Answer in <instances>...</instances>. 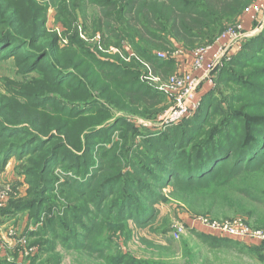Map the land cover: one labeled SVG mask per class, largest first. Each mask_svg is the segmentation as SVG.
<instances>
[{"label": "rangeland", "instance_id": "obj_1", "mask_svg": "<svg viewBox=\"0 0 264 264\" xmlns=\"http://www.w3.org/2000/svg\"><path fill=\"white\" fill-rule=\"evenodd\" d=\"M108 1L0 0V29H11L16 43L0 55V124L15 130L0 136V264H264V241L225 236L194 219L201 215L223 223L242 218L252 229L264 230V165L226 186L210 182L187 188L169 178L159 180L163 174L144 157L159 159L145 138L171 124L167 115L176 105L171 76L186 71L202 76L195 62L203 47L209 48L205 63L223 48L219 70L211 72L214 81L222 70L232 69L238 47L226 48L220 37L242 23V46L263 27L264 10L255 18L246 14L257 1L252 0L238 22L223 29L213 26L196 46L173 44L169 51L155 50L174 62L172 70H157L138 56L130 40L115 35L131 30L105 17L115 9ZM33 28L38 34H29L28 41L37 40L34 48L48 51V59L31 58L32 47L21 49L16 42ZM94 58L134 65L142 82L165 96L153 109L150 103L144 115L111 106L110 94L99 93L103 85L85 84L86 99L73 101L67 96H79L72 90H78V77ZM260 68L264 64L240 74ZM63 73L70 75L63 79ZM250 81L264 85L257 77ZM212 82H201L197 106L202 95L215 88L217 80ZM220 86L217 94L226 112L225 93L243 96V87L238 82ZM94 99L102 106L82 107ZM236 104L254 121L264 117L258 97L247 95L245 103ZM101 107L111 110L108 120L95 113ZM245 128L242 136L249 132ZM109 155L117 159L109 161ZM224 170L221 178L227 180L228 168Z\"/></svg>", "mask_w": 264, "mask_h": 264}, {"label": "trees", "instance_id": "obj_2", "mask_svg": "<svg viewBox=\"0 0 264 264\" xmlns=\"http://www.w3.org/2000/svg\"><path fill=\"white\" fill-rule=\"evenodd\" d=\"M251 1L109 0L107 3L113 5L117 12L115 9L108 11L105 17L115 19L120 27L131 30V33L123 30L124 36L118 33L115 35L121 39L130 40L138 56L146 60L149 65L157 70H172L174 62L169 58H163L164 54L157 51H169L173 44L186 48L196 46L203 34L209 32L213 26L223 29L226 23L238 22ZM13 33L11 29H0V55L4 49L16 44ZM27 34L28 36L23 40L16 37L19 47L21 49L32 47L29 51L31 58L48 59V51L34 48L33 45L37 40L28 41L29 34L36 35L38 30L33 28ZM135 38L144 44L137 42ZM236 51L230 61L232 69L222 70L216 79L217 82L212 78V83L216 82L215 88H209L202 95L200 103L194 109L195 112L176 123L169 124L168 127L149 133L145 138V145L160 155L159 159L150 154H144V157L158 167L160 175L163 174L158 176L162 182L169 178L187 188L204 187L210 182H215L216 186L220 183L226 186L229 182H235L238 175L257 171L264 165V117L262 120L254 121L246 114L247 112L240 110L241 106L236 104L245 103L247 95L260 98L264 104V85L250 81L255 77L264 79V68L251 70L245 76L240 74L241 70L248 69L252 65L264 64V25ZM80 63L86 64L84 61ZM35 65L36 62L30 67L34 68ZM217 69L214 72H217ZM67 75L70 74L63 73V79ZM140 75L141 71L134 65L123 66L94 58L88 65L87 72L78 77L79 81H82L78 90H72L79 91V96L68 94L67 97L73 101H84L87 93L85 84H90L92 87L103 85L99 93L100 95L110 94L108 102L111 106L144 115L150 103L151 109L160 104L165 93L143 83ZM237 82L243 87L244 94L238 96L233 92L225 93L224 101L228 104V110L225 112L221 104L222 96L217 94V87L221 89L222 84L228 87L227 84ZM86 102H88L86 105H82L84 109L90 105L102 106L100 100ZM250 103L254 104V102ZM252 104L246 105L251 107ZM246 105H243L244 109ZM95 113L101 120H108L112 114L110 109L102 107ZM119 121H122L121 118ZM119 121L110 125L109 130L116 127ZM3 126V123L0 124V129ZM245 126H248L249 132L242 136ZM12 129L3 128L0 130V136L6 135L8 131H15ZM103 131L105 130L97 133ZM18 132H25V130H18ZM95 133L92 132L89 139ZM132 134L134 136L135 132ZM107 158L109 161H115L117 156L109 155ZM224 169L228 171L227 180L221 178ZM110 182L117 184L119 180ZM245 193L248 195L249 192Z\"/></svg>", "mask_w": 264, "mask_h": 264}, {"label": "built area", "instance_id": "obj_3", "mask_svg": "<svg viewBox=\"0 0 264 264\" xmlns=\"http://www.w3.org/2000/svg\"><path fill=\"white\" fill-rule=\"evenodd\" d=\"M263 10L264 0H257L245 13L250 15L251 18H255ZM243 36V24L239 23L237 26L227 28L220 37L219 43H226V48L234 46L240 48L239 43ZM222 49L212 55V61L209 63H205V56L209 51L208 47L200 48L196 52L195 66L196 69L203 71L202 76H197L190 71L171 76L170 90L176 99V105L167 115L168 123L180 121L191 114L197 107V103L195 104L196 91L203 80L212 82L211 72L219 66L224 56ZM5 199L6 195L4 194L1 200L4 201ZM194 219L201 222L205 227L216 232L219 231L220 234L225 236H231L233 238L250 237L264 241V230L252 229L242 218L228 220L223 223L213 222L201 215L195 216ZM181 232L182 229L177 230L175 237L178 238Z\"/></svg>", "mask_w": 264, "mask_h": 264}]
</instances>
